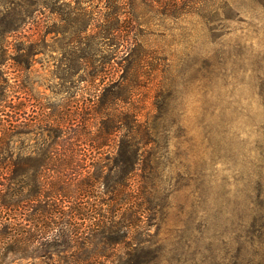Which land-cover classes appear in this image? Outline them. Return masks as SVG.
<instances>
[{
  "label": "rangeland",
  "instance_id": "rangeland-1",
  "mask_svg": "<svg viewBox=\"0 0 264 264\" xmlns=\"http://www.w3.org/2000/svg\"><path fill=\"white\" fill-rule=\"evenodd\" d=\"M81 2L0 0V138L25 113L0 143L11 204L0 209V264H64L41 247L44 198L28 199L63 187L58 225L79 195L107 200L123 143H138L155 169L137 176L155 180L161 205L156 264H264V237L249 234L264 227V0H229L233 21L221 14L215 25L202 5L175 18L120 0V30L96 37L108 10ZM79 9L92 27L77 44L89 20ZM134 117L141 132L127 140Z\"/></svg>",
  "mask_w": 264,
  "mask_h": 264
},
{
  "label": "trees",
  "instance_id": "trees-1",
  "mask_svg": "<svg viewBox=\"0 0 264 264\" xmlns=\"http://www.w3.org/2000/svg\"><path fill=\"white\" fill-rule=\"evenodd\" d=\"M118 1L120 0H87L88 3L105 4L108 10V13L106 12L104 15L105 21L98 24L94 37L102 35L103 31L113 33L120 30ZM134 1L137 0H127L128 6L132 7ZM139 1L149 5L158 14L165 17L176 18L177 16L194 14L202 5L206 9L204 17L210 25H215L221 14L225 15L226 20L233 21V16H229L225 12L230 6L229 0ZM76 4L82 5L83 3L81 0H76ZM131 7L129 8L130 11L126 12L129 15H132L130 14ZM79 11L82 17L89 18V20L81 21L80 25L78 23L76 29L77 44L81 43L83 36H86L92 27V20L87 12L83 9H79ZM114 16L119 18L117 21L114 20L116 23L112 22ZM106 25L109 26L104 28ZM132 27L136 26L133 25ZM133 41L136 46L127 54L130 59L133 56L134 49H137L139 44L137 38H133ZM84 59L86 58H82V60ZM133 62L145 63V60L136 57ZM124 78L121 77V80ZM118 84L119 82H116L113 85L116 88ZM121 98V96H118L117 100ZM24 115L25 113L16 114L17 121L10 124L9 129L4 130V137L0 138V143L21 127L16 123L20 118H25ZM129 119L124 118L125 122L127 121L126 138L135 141L139 137L142 127L137 122L136 117L132 121ZM114 122L113 120L112 125L108 126L110 132L117 130V125ZM26 126L27 124L23 127ZM145 136L148 137V133ZM151 143L149 141L147 145H151ZM138 145V143H123V146L120 147L118 156L121 159H116L112 170L120 168L121 175L107 181L108 192L103 193L108 196V199L102 200V197H99L93 202L89 196L79 195L76 197V206L70 208V211L62 212L61 216L64 223L61 225L54 221L57 218L60 219L61 210L57 205V200L59 196L63 197L62 185L61 190L54 192V195L48 192H34V195L29 197L28 201L30 202H33V197L39 196V193L44 198V201L40 204V212L46 234L45 240L43 239V243L41 242V247L45 249V255L49 256L48 258L57 255L64 264H156L159 253H157L158 249L155 248L151 228L158 225L161 205L159 199L153 194L155 180L146 176H137L141 170L155 171L152 164H143V156L140 152L142 150ZM97 179H101V177H97ZM97 182H100V180H97ZM64 196L70 200L69 203H74L72 202L74 200L72 195ZM2 207L10 211L11 204L0 196V209ZM74 220H76L75 224ZM253 226L255 229L257 223L255 222ZM5 233H8V230H5L3 234ZM256 233L258 234L257 237ZM249 234L254 238H263L264 227L257 229L256 232L249 231ZM41 235L43 237V232ZM12 246L8 247L11 253L20 251L16 250L15 244H12Z\"/></svg>",
  "mask_w": 264,
  "mask_h": 264
}]
</instances>
